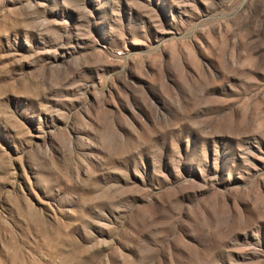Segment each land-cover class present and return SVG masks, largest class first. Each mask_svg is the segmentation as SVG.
<instances>
[{
	"label": "rangeland",
	"instance_id": "obj_1",
	"mask_svg": "<svg viewBox=\"0 0 264 264\" xmlns=\"http://www.w3.org/2000/svg\"><path fill=\"white\" fill-rule=\"evenodd\" d=\"M0 264H264V0H0Z\"/></svg>",
	"mask_w": 264,
	"mask_h": 264
}]
</instances>
